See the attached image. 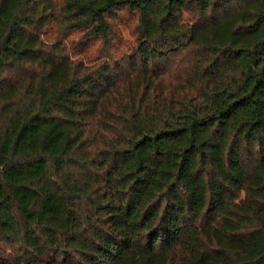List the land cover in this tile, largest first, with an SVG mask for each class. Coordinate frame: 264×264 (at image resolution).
I'll return each mask as SVG.
<instances>
[{"label":"trees","instance_id":"obj_1","mask_svg":"<svg viewBox=\"0 0 264 264\" xmlns=\"http://www.w3.org/2000/svg\"><path fill=\"white\" fill-rule=\"evenodd\" d=\"M0 264H264V0H0Z\"/></svg>","mask_w":264,"mask_h":264},{"label":"rangeland","instance_id":"obj_2","mask_svg":"<svg viewBox=\"0 0 264 264\" xmlns=\"http://www.w3.org/2000/svg\"><path fill=\"white\" fill-rule=\"evenodd\" d=\"M134 19L133 16L130 15L127 12L121 13L118 20L114 23L115 28L118 30L119 35L123 37L124 40H131V31L134 27ZM74 36L71 37V41L68 45V47H71L72 49L75 47L74 43ZM94 48H89L86 51H83L79 48L76 49V51L80 52L83 54L82 59H87L88 56H91V52H93ZM90 52V53H89Z\"/></svg>","mask_w":264,"mask_h":264}]
</instances>
